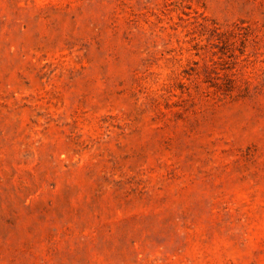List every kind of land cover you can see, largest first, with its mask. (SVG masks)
Segmentation results:
<instances>
[{
	"label": "rangeland",
	"instance_id": "obj_1",
	"mask_svg": "<svg viewBox=\"0 0 264 264\" xmlns=\"http://www.w3.org/2000/svg\"><path fill=\"white\" fill-rule=\"evenodd\" d=\"M0 264H264V0H0Z\"/></svg>",
	"mask_w": 264,
	"mask_h": 264
}]
</instances>
